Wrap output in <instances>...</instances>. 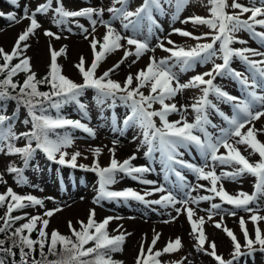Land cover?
<instances>
[{"label":"snow or ice","instance_id":"1","mask_svg":"<svg viewBox=\"0 0 264 264\" xmlns=\"http://www.w3.org/2000/svg\"><path fill=\"white\" fill-rule=\"evenodd\" d=\"M171 7H174L173 20L180 19V13L188 5L190 0H166ZM9 3L19 7V0H9ZM53 0H47V3L38 5L34 11L29 13V8L25 5L23 16L19 19L15 12H0V17L8 21L20 23L21 20L30 21L26 29L19 34L11 52H6L0 47V101L14 100L17 103V109L23 106L26 108L30 117L25 119V125L31 124L30 130L17 134L14 131L12 120L15 117L0 114V153L7 155H19L23 159L25 168L33 158L37 150L42 151L48 160L55 161L61 165H68L72 168L80 167L94 172L98 177V195L94 203L100 200H115L127 203L130 200L137 201L145 206L159 205L163 208H173L177 215L182 211L186 212L187 220L191 225V234L196 240L195 249L205 255H210L217 264H233V261L242 255H251L259 245V250L264 251V232L258 226L260 221H264V215L259 213L264 210L260 208L259 200L264 197V143L257 139V132L261 131L255 128L254 121L264 117V94H260L257 89L264 90V51L253 48H234V44H247L246 40L240 39L237 33L247 32L252 37L259 40L264 47V31H256V27L264 28V0H252L251 6H245L239 0H207L208 15H192L181 20V23L191 22L193 25H203L210 29L209 33L202 36H196L192 32L174 28L173 33L183 37H190L195 40H201L210 37L211 42L197 43L188 49L182 46H175L172 40H167V44L173 47H165L160 42L157 47L170 55L167 58L156 60L150 58V62L145 69L139 70L135 76L129 73L123 84L111 78V74L119 69L120 65L130 56L139 59L149 51H155L150 48L147 38L141 40L138 37L145 21H147L148 33L152 34L153 28L159 25L153 18V10L163 11L161 0H143L140 7L135 11L128 10L129 0H113L112 6L106 9L113 14L114 19H120L125 31H131L132 35H122L117 31L109 21L103 19L104 8L83 7L79 10H68L64 6L63 0H56L57 6L52 7ZM119 4L120 7L115 5ZM231 8L233 11H229ZM52 10L55 15L53 23L56 26L65 25L71 18H86L92 25V32L96 31V25L99 22L106 28V33L102 42L94 36L90 40L94 58L90 66H85L83 57L75 67L82 76L83 83H76L72 79L62 74V68L57 62V57L65 52L61 48L59 52L51 51V61L49 72L41 79L32 71L31 58L24 55L29 45L26 43L30 36L34 35L36 30L41 27L37 21V14H47ZM239 10V11H235ZM250 13L247 19H242L244 14ZM77 27L84 33H88V28L77 22ZM68 31H71L69 28ZM46 36L60 39L61 37L50 30L44 33ZM90 35V33H89ZM85 35V39H89ZM124 41V43H122ZM23 42V43H22ZM134 46V51L132 47ZM99 47V50L97 48ZM124 49L122 58L111 68L104 71L102 75L97 76L96 71L100 63L107 55ZM238 58L247 65L249 75H245L231 67L233 58ZM261 57V59H253ZM17 59L19 62L13 64ZM220 59L222 63H215ZM136 61H132L135 63ZM212 64V68L206 72L192 76L187 82L181 83L179 76L173 71V68L179 66L181 72H187L194 68L196 64ZM25 73L26 78L23 83L14 81L19 73ZM220 76H230L239 81L245 91L243 98L230 95L220 86L214 83ZM207 77V79L205 78ZM135 81V85H134ZM47 84L49 91H40L39 85ZM148 87L147 95L142 91ZM188 88H199L202 95L195 99L191 105H179L173 101L175 97L183 90ZM86 89H94L97 93L96 99L99 104L108 101L109 107H115L117 101H120L129 109V113L123 119L124 127L119 129L121 135L128 128H139L141 131V144L147 147L144 155L152 158L154 153H160L161 163L166 171L165 179L168 173H174L181 182L180 190L183 192V198L178 199L174 191L166 189L159 185L157 181L146 179L145 174L154 171L147 165L136 166L132 163L137 157L133 153L122 162L116 158V145L118 140L112 142L113 146L108 149L110 153V162L107 166H101L99 156L102 148L92 149L94 159L91 167L86 165H77V158L81 155L79 151L69 154L66 149L74 143V137L68 129H79L95 138L96 132L81 120H73L60 114L64 105L75 103L78 105L83 117H87V106L80 101V97ZM11 90V91H10ZM12 92L16 94L13 95ZM214 95L217 99L230 103L233 108V115L227 116L220 111L217 106L209 99ZM159 104L160 108L155 109L153 105ZM196 113L193 122H188L186 113L188 108ZM50 109L56 110V115L50 114ZM214 109L228 124L226 128L219 129V135L213 136L208 131V126L215 128L208 117V110ZM180 114V119L170 121L168 117L173 114ZM156 118L159 119V126ZM116 124L113 118V125ZM246 125H251L246 128ZM246 131H241L245 129ZM58 130H64L63 132ZM238 138V139H237ZM24 139L25 145L18 147L15 141ZM136 139V137H133ZM230 141H232L230 143ZM33 143L35 146L33 147ZM236 145H246L252 150V154L259 155L260 159L256 162H250ZM195 147L201 158L204 160L202 166L185 161L180 149H190ZM226 151L220 153V149ZM66 159V157H69ZM176 166L191 170L198 180L209 181L210 186L198 184L190 186L185 183V177ZM231 168V171L216 172V167ZM207 169V170H206ZM8 173H14L17 184L27 183L23 175L24 168H18L12 164L7 167ZM120 174L136 180L144 185L153 186L151 190H145L143 194L132 189L111 190V186L118 183ZM255 177L253 185L254 191L251 194L239 192L236 195L229 194L224 188L223 181H238L244 175ZM0 183H6L3 176L0 175ZM185 188L195 191L196 188H203L208 195L191 196V191L184 192ZM156 193H161L158 199H146ZM219 198V203L214 202ZM48 199H52L49 197ZM202 201L210 202V208L207 210V220H213L214 216H219L220 220L214 223V227L221 229L224 216H237L238 211L250 213L249 219L254 225V239L250 237L246 228L244 217H240L239 225L244 235V248L247 252H242V245L236 235L223 227L227 237L231 239L234 251L232 259L225 261L217 253L215 241H208L203 225L204 217L194 219L195 210L189 205H199ZM6 212L0 216L3 225L0 226V233L7 234L12 226L21 220H27L11 233L8 239H11V246L5 247V239H0V253L4 256L15 257L13 248L19 249V264H29V258L32 257L31 264H123L121 261L112 259V253L122 251V246L126 240V234L119 232L117 235H110L108 225L113 219L120 217H106L102 221L95 219V209L90 210L87 222L78 221L79 230L73 227L71 221L68 227L71 231L70 236L61 234L58 230H52L49 234L46 229L49 226L50 218L62 209L57 207L45 210L42 215H30L24 212L23 215L13 216V212L24 210L28 207L40 206L44 208V201L34 195H20L7 188L5 193L0 194V208L5 207ZM181 205V207H176ZM223 205H229L230 208H224ZM255 205V207H250ZM176 217H172L175 220ZM169 221H165L168 223ZM38 225H40L38 227ZM27 232V235L25 234ZM36 231L37 239H32L31 234ZM160 234L157 233L151 240L150 246L145 249L141 244L139 254L136 257L135 264H161L160 257L164 254H171L181 249L182 240L176 237L169 240L162 250H154ZM91 243L92 246L86 247ZM47 244V253L44 249ZM208 245L205 247V245ZM39 246L41 260H36L33 253L36 246ZM27 249V251H26ZM210 249V250H209ZM51 255L55 259L48 260ZM4 256H0V264H5ZM12 264H16L13 260ZM170 264H183L180 262H170Z\"/></svg>","mask_w":264,"mask_h":264},{"label":"rangeland","instance_id":"2","mask_svg":"<svg viewBox=\"0 0 264 264\" xmlns=\"http://www.w3.org/2000/svg\"><path fill=\"white\" fill-rule=\"evenodd\" d=\"M64 6L68 10H79L83 7H94V8H104L105 12L103 14V19L109 21L111 25L119 31L122 35H132L131 31H125L122 27V22L120 19H114L113 14L106 11V9L113 4V0H63ZM240 3L245 6H251L252 0H239ZM43 3H47V0H19V7H16L9 3V0H0V12L11 11L17 14L19 19L23 16V9L25 5L29 8V13L35 10V8ZM143 0H129L128 10L135 11L136 8L140 7ZM163 11L153 10V18L159 25L158 28H153L151 35L148 33L147 21L144 22L141 34L138 37L143 40L147 38L150 48L155 49V51H149L137 59L134 55L130 56L124 63H122L118 70L111 74V78L115 81L121 82L123 84L126 76L131 73L133 76L141 70L145 69L150 58L155 57L156 60L167 58L170 54L163 51L157 45L163 42L165 47H173V45L167 44V40H172L175 46H182L188 49L195 46L197 43H208L211 42L210 37H206L201 40H195L190 37H183L179 34L173 33L174 28H179L192 32L196 36H202L205 33H209L210 29L203 25H193L191 22L187 24L181 23L186 17L192 15H200L206 17L208 15L207 0H190L188 5L180 13V19L173 20V13L175 12L174 7H171L166 0H161ZM231 3V0H229ZM57 6L56 0H53L52 7ZM120 7L119 4L115 5ZM230 12L233 11L231 8L228 9ZM239 11V10H235ZM55 13L50 9L47 14H37L36 19L41 24V27L36 30L35 34L30 36L29 40L26 42L29 47L27 48L24 55L31 58L30 63L32 71L40 77L45 74L50 66L51 61V51H57L61 48H65V52L57 57V62L62 68V74L72 79L76 83H83L81 74L79 73L77 65L80 58L83 57L85 60V66H90L94 55L93 50L90 45V40L94 36L98 41L102 42V38L106 33V28L97 23L96 31L92 32V25L86 18H71L69 22L65 25L56 26L53 23V17ZM250 13L244 14L242 19H247ZM264 18V17H258ZM7 19L0 17V47L6 52H11L14 47L15 41L26 27L29 25L30 21L27 19L21 20L20 23H14L11 21H6ZM77 22L83 24L85 28H88L89 32L84 33L80 28L77 27ZM71 31H68V29ZM46 30H50L56 33L61 38L55 39L54 37L46 36L44 33ZM256 31H264V28L256 27ZM90 33V35H89ZM85 35H89V39H85ZM240 39L246 40L247 44H234V48H253L264 51V47L258 39L252 37L247 32L237 33ZM7 38L10 41L5 42ZM23 43V42H22ZM124 43V41H122ZM99 50V47L97 48ZM124 49L117 50L114 53L107 55V57L100 63L96 75L100 76L104 71L111 68L115 63H117L123 56ZM134 51V46L132 47ZM253 59H261V57H253ZM136 61L132 63V61ZM15 63L19 61L17 59L13 60ZM215 63H222L220 59H216ZM231 67L245 75H249L247 71V65L238 58H233L231 62ZM212 68V64H196L193 69L187 72H181L179 66L173 68L179 76L180 82H187L192 76L206 72ZM23 73V72H21ZM207 79V77H205ZM215 84L220 86L224 91H227L230 95L237 96L240 93L238 84L239 81L230 76H218L214 81ZM135 85V81H134ZM145 95L148 94L149 88L145 87L142 89ZM260 94H264V90L257 89ZM95 90L86 89L84 94L79 98L80 101L87 106L88 116L80 117L82 123H86L89 127L93 128L96 132L95 138H92L87 133L75 129L74 143L73 145L66 149L69 154L79 151L81 155L77 158V165H86L91 167L94 159H96L92 154V149L96 147L102 148V153L99 156V162L101 166H107L110 162L109 148L113 146L112 142L118 140L119 143L116 145V158L121 162L131 156L133 153L136 155V159L132 163L136 166L147 165L154 169V171L146 173V179L157 181L159 185H163L166 189L174 191L177 198H183V192L180 190L181 182L175 176L174 173H168L167 180L165 179L166 171L162 166L160 153H154L153 157L150 159L144 155L147 151V147L141 144L142 136L139 128H128L124 131L123 135L119 129L124 127L123 119L129 113V109L123 105L120 101H117L115 107H109L111 103L106 102L103 105H97L95 103ZM202 95L199 88H188L179 93L173 101H168L169 103L175 102L179 105H191L195 102V99ZM243 98V97H241ZM209 99L214 103L220 111L224 112L227 116L231 117L233 115V108L230 103L224 102L217 99L214 95H210ZM155 109H159L160 105H153ZM1 114V112H0ZM196 113L192 111L189 107L186 113V118L188 122H193ZM208 117L212 124L217 127L213 128L208 126V131L213 134V136L219 135L220 128L228 127L227 122L214 110H208ZM70 119L76 120L75 115H71ZM113 118L116 120V124L113 125ZM180 114L173 113L168 119L170 121L179 120ZM29 119L27 112L24 110H19L17 117L15 119L14 131L19 134L21 132H26L30 130L31 124L25 125L23 121ZM157 125L159 126V119L156 118ZM255 128L261 131L257 132V139L264 143V117L258 121L253 122ZM251 125H246L250 127ZM242 129L241 131H246ZM136 137V139H133ZM238 139V138H237ZM232 141H230L231 143ZM16 146L22 147L25 145L24 139L15 141ZM35 144L33 143V147ZM241 153L249 159L250 162H256L260 159L258 153L252 154V150L246 145H236ZM126 150L123 151V149ZM183 153V159L190 163L202 166L204 160L201 158L199 151L195 147L190 149H180ZM226 150L224 148L220 149V153H224ZM20 157L19 155H7L5 153H0V175L3 176V180L6 183H0V194L5 193L7 188H12L14 192L20 195H34L39 199L44 201V208L40 206L28 207L24 210L13 212L12 215H23L24 212L30 215H42L45 210H50L54 208H61V211L56 212L49 222V226L46 231L50 234L52 230H58L63 235H68L71 233L68 222L71 221L73 227L79 230L78 221L87 222L90 210L95 209V219L99 222L106 217H120V219H113L108 225V232L110 235H117L119 232H124L126 234L125 243L122 246V251H117L112 253V259L116 261H121L123 264H133L136 261V257L139 254V249L141 244L147 249L151 244V240L157 233L160 234V238L155 245L154 250H162L167 242L171 239L174 240L178 236H171L164 238L165 233H182V247L180 250L171 253L164 254L159 259L161 264H170V262H180L183 264H217V262L210 256L205 255L202 252H197L195 249V244L197 243L194 236L191 234V225L187 220L186 212L179 215L171 207L163 208L159 205L145 206L137 201L130 200L127 203L123 201L115 200H100L98 203H94L98 195V177L92 172L85 170L80 167L72 168L68 165H61L55 161L48 160L46 155L37 150L33 158L29 161L28 167L24 170L23 175L27 179V183L20 185L17 184L14 176L7 172L8 160ZM66 157V159H69ZM177 171L185 177V183L190 186H196L202 184L205 186H210L209 181L198 180L196 175L189 169L181 168L176 166ZM207 170V169H206ZM231 168L227 167H216V172L219 174L221 171H231ZM255 177L251 175H244L238 181H223L224 188L229 194L236 195L239 192H244L251 194L254 191ZM153 186L144 185L136 180L120 174L118 178V183L111 186V190H123L126 188H132L142 194L145 190H151ZM191 191L190 188H185L184 192ZM203 188H196L195 191H191V196L198 195H208ZM161 193H156L151 197H146V199H158ZM51 197L52 199H48ZM214 202L219 203V198ZM85 205V206H84ZM259 205L261 209H264V197L259 200ZM195 212L198 211L200 217L205 218V224L203 225L205 234L208 241H215L217 248L219 246V251L217 252L225 261L232 259V253L234 247L230 238L227 237L226 233L223 231V227L226 226L228 229L233 231L237 239L242 245L241 251L247 252V249L243 247L245 240L243 232L239 225L240 217H244L246 221V228L249 231L250 237L254 239V229L257 225L249 219L250 213L244 211H238L237 216H224L223 225L221 229L214 227V223L220 220L219 216H214L213 220H207L208 209L210 208V202L202 201L199 205H189ZM176 207H181L177 205ZM224 208H230L229 205H223ZM250 207H255V205H250ZM6 212V208L3 207L0 210V216ZM260 215H264V210H262ZM172 217H176L172 220ZM124 222L130 223V225L123 224ZM165 221H169L165 223ZM27 222V220H21L16 222L15 226H20L22 223ZM140 224V226H136ZM171 225V228L167 230L166 228ZM40 225H38L39 227ZM259 228L264 232V221L258 223ZM119 229V232L117 231ZM37 234L36 231L33 232ZM32 233V234H33ZM208 245L206 244L205 247ZM210 250V249H209ZM233 264H264V251L259 250V245H256V250L252 252L251 255H242L238 259L233 261Z\"/></svg>","mask_w":264,"mask_h":264},{"label":"trees","instance_id":"3","mask_svg":"<svg viewBox=\"0 0 264 264\" xmlns=\"http://www.w3.org/2000/svg\"><path fill=\"white\" fill-rule=\"evenodd\" d=\"M2 59H0V63H2ZM13 64H15L14 61H12ZM49 72V69L45 72L44 75L40 76V77H37L38 79H41L43 78L44 76L47 75V73ZM26 78V74L25 73H19L16 77H14V81L18 82V83H23V80ZM0 79H3L2 76H0ZM39 90L40 91H49V86L47 84H41L39 85ZM11 91V90H10ZM13 95H15L16 93L15 92H12ZM96 96H97V93L94 95L95 99H96ZM97 100V99H96ZM19 110H24L27 112L26 108H24L23 106L19 107V109H17V103L16 101L14 100H4V101H0V111L3 112L2 114L4 115H7V116H13V113H15V117L14 119L11 121L12 124L14 125L15 124V119L17 117V114L19 112ZM28 114V113H27ZM50 114L55 116L56 115V110L55 109H50ZM60 114L65 116V117H69L70 114H75V115H82L81 114V111L79 110V107L78 105H76L74 102L73 103H69L67 105H64L63 108L61 109L60 111ZM29 117V115H28ZM29 120H30V117H29ZM58 131H61L63 132L64 130H58ZM68 131H70L71 133H73V129H68ZM12 164L18 168H23L24 166V163H23V159L20 157V158H16V159H12L8 162V166ZM12 176H14L15 178V174L14 173H10ZM1 210V208H0ZM3 225V221L0 220V226ZM16 227H19L18 226H15L13 225L12 228L9 230V232L7 234H2L0 233V239H5L6 243H5V247H9L11 246V239H8L9 236H11V233L15 230ZM25 234L27 235V232L25 231ZM70 234L66 235V236H70ZM31 238L32 239H37V234H31ZM92 246L91 243L89 245H86V247H90ZM27 251V249H26ZM45 253H47L48 249H47V244L45 246V249H44ZM13 252L16 253L15 257H12V256H4V253H0V256H4L5 258V264H12L13 260L16 261V264H19V249L18 248H13ZM33 256L36 260H41L42 257L40 256V252H39V246L37 245L36 246V251L33 253ZM56 257H53L51 255H48L47 256V259L48 260H52V259H55ZM31 260H32V257L29 258V264H31Z\"/></svg>","mask_w":264,"mask_h":264},{"label":"bare ground","instance_id":"4","mask_svg":"<svg viewBox=\"0 0 264 264\" xmlns=\"http://www.w3.org/2000/svg\"><path fill=\"white\" fill-rule=\"evenodd\" d=\"M3 12H4V13H9V12H11V11H3ZM4 20H5V18H4ZM6 21H7V20H6ZM9 41H10V38H7V39L5 40L6 44H7V42H9ZM124 150H126V148H124L123 151H124ZM142 194H143V192H142ZM84 206H85V205H84ZM186 217H187V216H186ZM197 217H200L198 211L195 212L194 219L197 218ZM123 224H125V225H130V223H128V222L126 223V222H124V221H123ZM136 226L138 227V226H140V224H137ZM170 228H171V225L168 226L166 229L169 230ZM164 233H165L164 238L171 237V236H178V237H180V238L182 239V237H183L182 233H171V234H170V233H167V232H164ZM219 249H220V248H219V246H218V248H217V252L219 251Z\"/></svg>","mask_w":264,"mask_h":264}]
</instances>
